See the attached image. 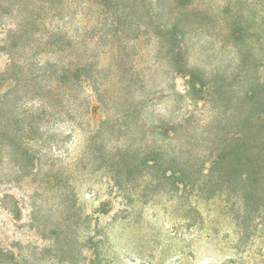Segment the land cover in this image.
<instances>
[{
	"label": "trees",
	"instance_id": "trees-1",
	"mask_svg": "<svg viewBox=\"0 0 264 264\" xmlns=\"http://www.w3.org/2000/svg\"><path fill=\"white\" fill-rule=\"evenodd\" d=\"M11 1L23 19L9 34H0V44L7 45L0 51L9 57L0 68V152L7 151L15 173L24 172L26 178L39 174L51 124L65 120L81 127L77 119L94 120L91 114L100 110L104 119L96 121L97 130L105 132V171L123 196L136 181L144 183L140 192L152 189L174 196L181 188L191 193L189 203L224 202L241 234L254 236L259 226L264 231V58L258 56L263 67L258 72L251 56L236 51L240 72L226 85L216 75L189 66L184 42L188 20L199 14L203 20L220 16V23L232 25L230 38L237 39L243 31L235 25L242 0H59L62 8L80 6L84 16L94 19L96 34H105V48H88L86 43L73 48L65 32L38 34L39 0H0V16ZM145 39L153 49L136 48ZM34 43L43 48H23ZM246 47L254 61L259 50ZM152 52L154 58L167 60V89L174 93L170 102L178 105L186 97L195 107L201 104L200 117L192 112L181 117L150 113L157 99L150 77ZM176 77L184 80L183 93L175 91ZM149 84L154 92L147 91ZM88 88L96 105L80 107L77 96ZM52 169L45 189L58 186L66 204L71 182L60 169ZM3 198L4 207L19 218L15 198ZM193 214L197 211L190 208L186 219L194 221ZM56 236L36 264L46 261V253L60 257L64 245ZM21 253V248L16 253L0 246V264H28Z\"/></svg>",
	"mask_w": 264,
	"mask_h": 264
},
{
	"label": "rangeland",
	"instance_id": "rangeland-1",
	"mask_svg": "<svg viewBox=\"0 0 264 264\" xmlns=\"http://www.w3.org/2000/svg\"><path fill=\"white\" fill-rule=\"evenodd\" d=\"M212 2L217 4L219 0ZM8 3L3 7L6 13L0 16V34L4 36L15 30L23 19L17 4ZM36 4L38 34L65 32L67 40L74 41L73 48H82L85 43L88 48H105V34H96L99 25L81 13L82 7L62 8L59 0H39ZM236 14L235 25L243 27L237 39L230 38L232 25L220 23V16L203 20L202 14L188 20L184 36L189 66L216 75L226 85L240 72L236 51L251 56L250 63H255L258 72H263L258 56L264 58V0H242ZM3 35L0 40L4 39ZM247 44L260 52L254 61ZM23 48L43 47L34 43ZM136 48L148 50L153 46L145 39ZM153 52L150 77L157 99L150 113L155 117L167 114L181 117L192 112L200 117L201 104L195 107L186 97L178 105L170 102L174 93L170 94L167 89L170 82L167 60L161 56L154 58ZM7 62V53L0 51V68ZM145 76L149 83L147 72ZM174 80L175 91L183 93L184 80L180 77ZM149 86L147 91L154 92V87ZM94 96L89 88L81 90L77 96L79 106L96 105ZM92 117L91 121L77 119L81 127L65 120L49 126L45 136L50 139L40 153L39 174L35 177L15 173L17 169L7 151L0 152V246H10L16 253L17 247L21 248L28 264L38 262L39 254L57 234L60 245H64L63 252L60 257L52 252L44 254L46 261L42 264H264L263 228L259 226L254 236L241 234L221 200L189 203L186 196L191 193L181 188L174 196L166 191L152 192V189L140 192L142 181H136V187L126 196L119 193L105 171V132L97 130L96 120L104 119V115L98 110ZM50 168L60 169L63 177L71 182L67 205L58 186L45 189L47 177L53 174ZM5 194L17 201L19 218H14L4 207ZM190 208L197 211V215L193 214L194 221L185 216ZM55 254L58 259H50Z\"/></svg>",
	"mask_w": 264,
	"mask_h": 264
}]
</instances>
